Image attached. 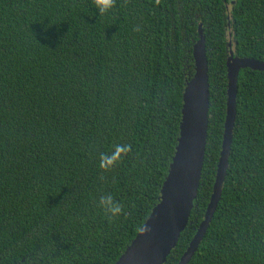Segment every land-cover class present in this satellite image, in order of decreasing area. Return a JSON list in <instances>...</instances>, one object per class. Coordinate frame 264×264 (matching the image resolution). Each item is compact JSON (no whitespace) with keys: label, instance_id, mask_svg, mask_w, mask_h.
<instances>
[{"label":"trees","instance_id":"trees-1","mask_svg":"<svg viewBox=\"0 0 264 264\" xmlns=\"http://www.w3.org/2000/svg\"><path fill=\"white\" fill-rule=\"evenodd\" d=\"M201 37L204 166L164 264L179 262L213 192L230 49L264 61V0H114L105 12L96 0H0V264L118 260L159 202ZM237 86L221 197L188 264H264V71L241 69ZM106 196L118 214L99 206Z\"/></svg>","mask_w":264,"mask_h":264},{"label":"water","instance_id":"water-1","mask_svg":"<svg viewBox=\"0 0 264 264\" xmlns=\"http://www.w3.org/2000/svg\"><path fill=\"white\" fill-rule=\"evenodd\" d=\"M201 34V28H200ZM231 45V42H229ZM195 73L183 93L179 137L159 202L114 264H164L185 230L197 198L204 166L210 107L208 61L204 38L193 50ZM228 63V113L216 179L207 209L194 237L177 264H188L204 238L218 206L226 176L236 117L238 74L243 68L264 71V61L239 57L230 49Z\"/></svg>","mask_w":264,"mask_h":264},{"label":"clouds","instance_id":"clouds-1","mask_svg":"<svg viewBox=\"0 0 264 264\" xmlns=\"http://www.w3.org/2000/svg\"><path fill=\"white\" fill-rule=\"evenodd\" d=\"M114 4V0H96V5L101 12L109 10ZM127 151V147L124 148L117 147L116 152L111 156H102L101 157V167L110 165L114 160L117 159L120 152ZM99 206L104 209L106 213H111L112 215L118 214L121 209L119 205L115 204L111 196L102 197L99 201Z\"/></svg>","mask_w":264,"mask_h":264}]
</instances>
